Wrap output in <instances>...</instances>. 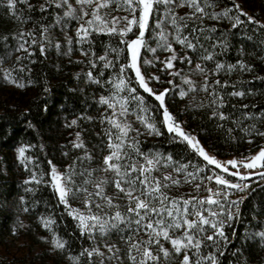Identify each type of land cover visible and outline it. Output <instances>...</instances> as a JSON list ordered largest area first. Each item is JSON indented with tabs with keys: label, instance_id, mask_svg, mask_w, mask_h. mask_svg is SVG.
<instances>
[{
	"label": "snow or ice",
	"instance_id": "obj_1",
	"mask_svg": "<svg viewBox=\"0 0 264 264\" xmlns=\"http://www.w3.org/2000/svg\"><path fill=\"white\" fill-rule=\"evenodd\" d=\"M18 5H25L29 13L39 12L40 18L33 21L32 16H25L24 9L18 8ZM185 7L190 11L179 15L176 9ZM0 8L21 25L30 21L33 24L31 28L21 27L11 34L14 46L7 43L8 36L0 37L5 48L11 47L12 52L20 53L12 66L0 67V78L23 89L34 83L20 75L25 71L31 72L23 64L24 60L35 63L32 57L37 52L44 57L53 48L58 54L70 57L75 45L84 58L75 63H86L88 67V71L83 73L85 82L96 85L101 91L98 97H94V103L104 109L96 118L101 125V132L96 136L101 142L100 152L106 154H102L96 167L83 166L84 161L91 163L94 157L81 138V132L77 131L69 143L72 149L82 150L81 156L75 157L63 172L48 160L47 173L41 171L38 174L33 168L23 181L25 185H50L57 204L62 205L63 211L77 222L80 234L86 235L92 242V247L82 248L76 255L69 252L68 258L72 264H81V258L85 264H125V261L127 264H221L219 257L236 240H259L264 247V219H258L264 213V207L257 212L253 205L252 220L245 226L244 233L238 236L233 229L230 240L225 232V227H231L239 219L240 204L250 199L254 191L253 179L264 180V144L256 145L255 151L246 156L220 160L206 151L196 136L185 130L169 110L166 100L169 95L184 98L189 93L204 92L206 102L192 105L190 101V105L207 106L211 109L210 119H228L219 110L224 106V100L217 89L227 88L229 82L225 80L221 83L219 79L210 81V76L214 77L221 71L231 73L235 69L251 72L253 66L243 60H237L235 64L216 61V56L229 48L228 29L221 31L215 24L205 26L203 21L227 20L231 29L243 28L247 31L251 27L254 33L259 34L264 33V20L245 11L238 0H224V7L219 10H216L217 0H43L38 7L29 0H0ZM111 11H123L124 15L112 16ZM49 14L51 24L45 22ZM153 17L155 21L150 23ZM72 22L76 25L74 37L67 34L73 30ZM189 22H192L190 30ZM165 24L169 30L165 29ZM57 28L64 33L63 42L52 34ZM149 28L156 41L155 47L149 46L145 39ZM218 32L219 35H216ZM97 34L118 37L120 47L108 44L104 54L97 56L93 47V36ZM202 37L210 48L200 43ZM245 38L252 39L251 36ZM174 44L191 51L197 62L193 64L194 57L188 51L177 53ZM62 47L65 51L60 53ZM142 48L150 52L153 59H143L141 64ZM217 48L220 53L216 52ZM158 51L169 55L161 59L156 55ZM238 51L243 54L242 47ZM198 52L201 54L197 55ZM121 53L124 62H120ZM110 55L114 58L110 59ZM175 62L187 64V72L183 68H176ZM209 62H214L211 69L207 67ZM2 64L3 59L0 58ZM157 64L160 65L157 72L172 77L163 81L170 87L153 88L151 85L154 82H162L160 75L149 73L146 76L141 70L142 65ZM97 68L99 71L94 74L93 70ZM106 71L111 74L104 79ZM192 75L202 77V82L197 83ZM177 77L182 86L175 85ZM232 87L235 89L234 84ZM48 91L45 87V96ZM105 91L107 95L103 94ZM145 94L155 102L151 115ZM247 94H251V89ZM228 95L244 97L246 93L233 90ZM249 107L255 106L241 105L246 119L264 118V111L259 117H254L246 111ZM48 108L45 102L41 110L47 112ZM30 114V110L25 109L20 115L26 121V127L34 130L35 125L28 120ZM157 114L160 127L156 123ZM130 116L135 117V121L129 120ZM93 119L81 113L65 127H78L79 120ZM134 122L140 126L133 127ZM161 127L173 141L183 143L197 162L188 160L181 163L174 160L171 153L143 151L139 137L161 136ZM228 131L231 133L233 129ZM240 131L247 132L250 145L256 143L251 138L253 134L264 138V132L257 129L255 124L245 125ZM33 147L22 143L16 148L17 160L25 170H29V163L36 162V157L27 155ZM40 147L43 149V145ZM63 155L67 156L68 153L64 152ZM78 161L81 166L77 171ZM167 168L171 171L161 172V169ZM157 172L161 174L156 175ZM183 184H191L197 194H171L173 189H179ZM32 191L34 189L31 187L25 188V192ZM201 191L207 194L200 196ZM18 201L22 206L20 211L29 212L25 196L18 197ZM73 201H79L81 206H74ZM39 220L42 227L51 232L52 249L63 252L67 244L54 231V217L51 214L41 215ZM25 227L17 216L11 234L16 236ZM113 234L117 239L109 241L107 237ZM242 247L243 243L234 249L233 255L242 256ZM237 264H246V259L238 260Z\"/></svg>",
	"mask_w": 264,
	"mask_h": 264
},
{
	"label": "trees",
	"instance_id": "obj_2",
	"mask_svg": "<svg viewBox=\"0 0 264 264\" xmlns=\"http://www.w3.org/2000/svg\"><path fill=\"white\" fill-rule=\"evenodd\" d=\"M29 2L38 7L43 0H29ZM238 2L249 14L257 19L264 20V0H238ZM17 7L23 8V14L32 16L33 21L40 18L39 12L29 13L25 5H18ZM114 7L115 5H113ZM222 7H224V0H217L216 10ZM176 11L183 16L190 10L185 7L176 9ZM117 14L124 15V12H110L112 16ZM154 21L155 17L150 23H154ZM45 22L48 24L52 23L50 14ZM203 24L205 26L215 24L221 31L228 29L226 35L229 38V48L224 50L222 54H218L216 61L224 62L225 64H235L237 60H243L253 66L252 71L241 72L239 69H235L231 73L221 71L214 77L210 76V81L211 79H219L221 83L225 80L229 82L227 88L217 89L224 100V106L219 110L223 111L228 119L223 121L218 118L210 119L211 109L207 106L192 107L190 105V101L192 105H199L202 101L206 102L207 97L204 92L198 93L194 97L195 99L188 96L179 98L178 96L169 95L166 97L167 106L175 118L182 123L185 130L196 135L200 142L216 156L220 158L246 156L251 151H255L256 145L264 144V138L253 134L251 138L256 143L250 145L248 143L250 137L247 132L240 131V128L245 125L255 124L257 129L264 132V118L246 119L244 110L241 109V105H254L255 107H249L246 110L249 114H253L254 117H259L261 111H264V79H260L264 78V33L256 34L251 30V27L247 31L243 28L231 29L227 20L217 22L205 19ZM32 26L31 21L23 25L17 23L14 18L7 14L5 9L0 8V37L8 36L9 40L7 43L9 45H15V41L11 39L13 32L19 31L21 27L28 29ZM75 26V22H72L73 30L68 31V35L74 37ZM191 27L192 22H189L188 30ZM52 34L55 39H60L63 42L64 33L58 28L53 30ZM205 35H208V33H205ZM216 35H219V32ZM246 36H251L252 39L248 40L245 38ZM118 39L116 36L106 34L94 35L93 47L97 56L104 54L105 47L108 44L113 47H120ZM145 39L150 45L154 43L151 28L146 31ZM214 39L215 37H213ZM200 43L204 44L205 48H210L209 43L205 42L203 37ZM174 47L179 54L188 51V54L194 57L193 64L197 62L191 51L181 48L179 44H174ZM241 47L243 54L238 51ZM64 51L65 49L62 47L60 53ZM216 52L220 53V49L217 48ZM19 54L12 52L11 47L5 48L4 43L0 42V58L3 59V64L0 67L12 66L16 55ZM198 54L201 53L198 52ZM143 55L144 52L142 50L141 57ZM109 58L114 57L110 55ZM32 59L35 60V63H29L27 60L23 61V64L31 69V72L25 71L20 75L25 79L30 78L33 80V84L21 89L0 78V205H6L0 207V264H27V258L30 253L28 250L25 254H20L17 249L16 252H12V255L6 256L7 258L1 254V249H6L7 247L8 239L17 241L24 238L30 241L31 246H38L41 249V252H36L32 258H28L31 263L72 264L68 258L69 252L72 255H76L82 248L92 247V242L88 240L86 235L82 236L80 234L77 222L63 211L62 205L57 204V198L53 194L50 185L44 183L25 185L23 181L31 174L33 168L38 174L41 171L47 173L49 171L48 160H51L63 172L66 165L71 164L75 157L81 156L82 150L72 149L69 143L74 139V133L77 131L81 132V138L94 157L91 163L84 161L83 166L96 167L102 154H106V152H100L99 146L101 142L96 136V133L101 132V125L96 118L104 109L94 103V97H98L101 91L96 85L85 82L83 73L88 71V67L86 63H75L77 60L84 59L75 45L70 57L58 54L53 48L44 57H40L37 52ZM70 60L72 61L71 63L69 62ZM120 62H124L123 53H121ZM186 66L187 64L176 62V67L184 69ZM207 67L209 69L213 68L214 62H209ZM93 71L95 74L99 71V68ZM77 73L80 75L77 76ZM109 74H111L110 71H106L104 79H107ZM163 75L165 78H169L165 73ZM233 84L235 89L232 87ZM45 87L49 89L47 96L44 94ZM249 89H251V94H247ZM233 90L245 91L246 95L244 97L229 96L228 93ZM103 94L107 95L108 93L105 91ZM145 96L147 106L150 109L149 115H151V109L155 107V102L150 97H147V94ZM45 102L49 105L47 112L41 110ZM25 109H29L31 112L28 120L35 125L34 130L26 127V121L20 115ZM81 113L86 116H92L94 119L92 121L79 120L78 127H65L66 123ZM159 121L160 117L157 114V127H160ZM233 121H236V123H233ZM230 128L233 129L231 133L228 131ZM160 130L163 133L161 136L141 135L139 137L143 151L154 150L164 154L171 153L173 159L181 163H185L188 160L193 161V163L197 162L196 157L189 154L183 143L173 141L163 127ZM22 143L34 146L29 149L27 155L37 159L35 164L29 163V170H25L17 160L16 148ZM40 145H43V149H41ZM64 152H67L68 155H63ZM80 166L78 161L77 171ZM163 171H171V169H161V172ZM189 171H192V169L189 168ZM161 172H157L156 175H160ZM262 186H264V180H256L252 186L254 191L250 199L245 200L241 205L239 219L233 222L231 227H225V232L230 240H232L231 232L233 229L236 230L238 236L244 233L245 226L252 220L253 205L256 206L257 212L260 211L261 207H264V187ZM26 187H31L34 191L25 192ZM110 193L111 189H109ZM181 193L197 194L191 184H183L179 189H173L171 192L172 195ZM20 196H25L27 207L30 209L29 212L20 211L22 207L18 201ZM77 202V206H81L79 201ZM49 214L55 219L54 231L62 240L66 241L67 247L63 252L52 249L50 244L51 232L43 228L39 220L41 215L48 216ZM17 216H19L26 227L20 229L18 235L13 236L11 228L16 223ZM258 219H264V213H261ZM107 239L115 241L117 237L113 234ZM97 240H99V236H97ZM242 243L241 251L243 255H233L234 249L239 248ZM165 246L167 247L168 245L166 244ZM7 253H10V251ZM219 259L221 264H229V262L237 264L238 260L245 259L246 264H264V247L261 246L259 240H248L247 242L236 240L229 245L227 251ZM81 264H85L83 258H81ZM125 264H127L126 261Z\"/></svg>",
	"mask_w": 264,
	"mask_h": 264
},
{
	"label": "rangeland",
	"instance_id": "obj_3",
	"mask_svg": "<svg viewBox=\"0 0 264 264\" xmlns=\"http://www.w3.org/2000/svg\"><path fill=\"white\" fill-rule=\"evenodd\" d=\"M116 16H123L122 14H117ZM164 27H165V29L166 30H169V26L167 25V24H165L164 25ZM159 31V30H158ZM147 43H148V41H147ZM148 45L149 46H152V47H155V45H156V41H155V39H154V43L152 44V45H150L149 43H148ZM142 50H143V52H144V55L141 57V61H140V63L142 64V61H143V59H148V60H152L153 59V56H152V54L150 53V52H148L146 49H144V48H142L141 49V53H142ZM177 51V50H176ZM177 53H178V51H177ZM156 55L157 56H159L161 59H163L164 57H166L167 55H169V53H167V52H163V51H158L157 53H156ZM160 67V65L159 64H157V65H155V66H150V65H142V72H144V74L147 76L149 73H157L158 75H160V77H161V83H153L151 86L153 87V88H156V89H162V88H165L166 86H168V87H170V85H168L167 83H163V81H166V80H168V79H172V77H170L169 76V78H165L164 77V75H163V72H157V68H159ZM175 67H176V62H175ZM180 67V66H179ZM179 67H176V68H178L179 69ZM187 67L188 66H186V67H184V69H185V71L187 72ZM192 79L193 80H195V81H197V83H200V82H202V77H200L199 75H192ZM174 83H175V85H177V86H182L181 85V81H180V79H179V77H177V78H175V80H174ZM176 90H178V88L176 89ZM198 93H200V91H197V92H195V93H189L187 96L188 97H190V98H193V97H196V95H198ZM129 120H131V121H135V117L133 118L132 116H130L129 117ZM140 125L138 124V123H136V122H134L133 123V127H139ZM194 136H196V135H194ZM197 137V136H196ZM197 139H198V137H197ZM199 140V139H198ZM200 141V140H199ZM202 144V143H201ZM203 145V144H202ZM204 146V145H203ZM205 147V146H204ZM205 149H206V151H208L210 154H213V155H215L214 153H212L211 151H209V149L207 148V147H205ZM216 156V155H215ZM218 159H220V160H227V159H230V158H232V157H228V158H220V157H218V156H216ZM73 204H74V206H77V201H73L72 202ZM10 240V241H9ZM31 243H30V241H28L27 239H21V240H17V241H11V239H8V242H7V247H6V249L5 248H3V249H1L2 250V253L1 254H3L2 256H8V255H12V252L14 253V252H16V250L18 249V251L20 252V254H25V252H27V250L30 252L29 253V259L30 258H32L33 257V254H35L36 252H41V249H40V247H38V246H31L30 245ZM7 249H8V251H10V253H7L8 251H7ZM17 251V252H18ZM7 258V257H6ZM9 258V257H8ZM27 258V264H37V262H33V263H31L30 262V260Z\"/></svg>",
	"mask_w": 264,
	"mask_h": 264
},
{
	"label": "built area",
	"instance_id": "obj_4",
	"mask_svg": "<svg viewBox=\"0 0 264 264\" xmlns=\"http://www.w3.org/2000/svg\"><path fill=\"white\" fill-rule=\"evenodd\" d=\"M255 182H256V180L253 179L252 186L255 184ZM206 194H207L206 192L201 191L199 195H200V196H205ZM241 205H242V203H241L240 206H239L240 208H241Z\"/></svg>",
	"mask_w": 264,
	"mask_h": 264
}]
</instances>
